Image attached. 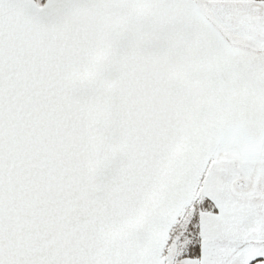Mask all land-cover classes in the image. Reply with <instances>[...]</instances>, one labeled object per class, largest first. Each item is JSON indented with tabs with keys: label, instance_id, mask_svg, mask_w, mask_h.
Listing matches in <instances>:
<instances>
[{
	"label": "snow or ice",
	"instance_id": "6c2138e0",
	"mask_svg": "<svg viewBox=\"0 0 264 264\" xmlns=\"http://www.w3.org/2000/svg\"><path fill=\"white\" fill-rule=\"evenodd\" d=\"M0 264H264V0H0Z\"/></svg>",
	"mask_w": 264,
	"mask_h": 264
}]
</instances>
